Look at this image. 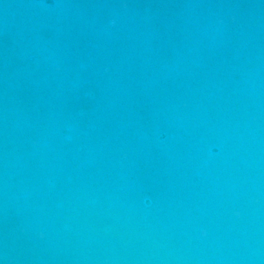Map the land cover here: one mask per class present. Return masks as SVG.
Masks as SVG:
<instances>
[{"label":"water","instance_id":"obj_1","mask_svg":"<svg viewBox=\"0 0 264 264\" xmlns=\"http://www.w3.org/2000/svg\"><path fill=\"white\" fill-rule=\"evenodd\" d=\"M0 264H264V0H0Z\"/></svg>","mask_w":264,"mask_h":264}]
</instances>
